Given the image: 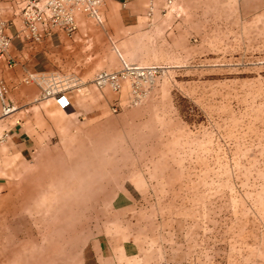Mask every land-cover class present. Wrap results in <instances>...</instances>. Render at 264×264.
<instances>
[{"label": "rangeland", "instance_id": "1", "mask_svg": "<svg viewBox=\"0 0 264 264\" xmlns=\"http://www.w3.org/2000/svg\"><path fill=\"white\" fill-rule=\"evenodd\" d=\"M131 36L106 40L97 73L158 68L138 104L68 75L69 111L0 107V264H88L100 239L264 264V0H162Z\"/></svg>", "mask_w": 264, "mask_h": 264}, {"label": "crops", "instance_id": "2", "mask_svg": "<svg viewBox=\"0 0 264 264\" xmlns=\"http://www.w3.org/2000/svg\"><path fill=\"white\" fill-rule=\"evenodd\" d=\"M25 1L0 0V19L7 22L6 33L11 38L6 59L0 62V81L9 89L11 104L19 107L37 101L39 88L35 84L24 83L30 74L45 78L76 75L81 84L91 86L90 81L98 71L97 54L109 53L106 40L132 37L131 32L141 30L149 8L161 6L162 3V0H102L101 24L77 14L74 33L54 31L38 42H29L21 32L20 9ZM46 105L55 107L53 102ZM24 133L13 125L9 127L6 137L22 142ZM121 248L114 251L107 240H97L93 243L95 255L87 263L169 264L168 261L156 260V255L140 258L132 243L123 244Z\"/></svg>", "mask_w": 264, "mask_h": 264}, {"label": "built area", "instance_id": "3", "mask_svg": "<svg viewBox=\"0 0 264 264\" xmlns=\"http://www.w3.org/2000/svg\"><path fill=\"white\" fill-rule=\"evenodd\" d=\"M101 4L102 0H26L20 9L21 32L29 42H38L43 36L54 31L72 34L77 29L75 20L77 14H82L95 23L101 24L103 22ZM7 28V22L0 19V62L6 59L10 46L11 38L6 33ZM159 72L156 67L141 68L124 65L116 71L103 70L96 73L92 84L97 89L109 87L114 92H119L124 84H128L129 94L126 102L128 105H136L145 97ZM24 83L35 84L39 88L37 101L52 99L56 107L62 111L71 107L69 96L61 87L58 77L45 78L30 74L24 79ZM8 94V87L0 81L2 115H7L14 110ZM112 110L116 112L117 106H114Z\"/></svg>", "mask_w": 264, "mask_h": 264}]
</instances>
